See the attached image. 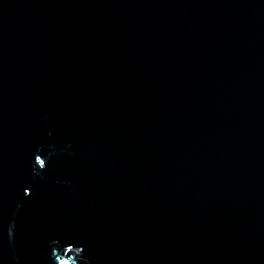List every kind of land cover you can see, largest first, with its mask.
<instances>
[{
    "label": "water",
    "instance_id": "1",
    "mask_svg": "<svg viewBox=\"0 0 264 264\" xmlns=\"http://www.w3.org/2000/svg\"><path fill=\"white\" fill-rule=\"evenodd\" d=\"M0 264H264V0H0Z\"/></svg>",
    "mask_w": 264,
    "mask_h": 264
}]
</instances>
